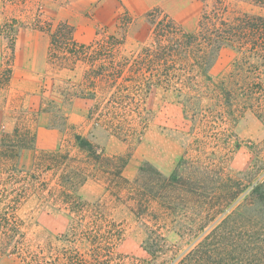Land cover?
I'll return each mask as SVG.
<instances>
[{"label":"rangeland","instance_id":"1","mask_svg":"<svg viewBox=\"0 0 264 264\" xmlns=\"http://www.w3.org/2000/svg\"><path fill=\"white\" fill-rule=\"evenodd\" d=\"M231 4L236 10L262 11V7L248 1L233 0ZM203 8L201 0H0V26L5 22L14 24L16 37L12 52L10 42L0 34V67L12 69L9 87L0 90V141H17L20 145L23 139L28 143L11 154L0 153V209L15 215L19 227L12 233L20 232L13 237L0 234V264H69L67 257L74 249L87 261L102 264L85 239L76 247L67 246L66 235L79 221L78 212L73 211L76 206L72 208L67 202V191L84 202H99V211L121 225L122 236L112 247L110 264L122 260L131 264L144 258L147 228L129 210L128 202L106 190L112 175L100 171L77 147L76 134L103 148L106 155L126 156L122 175L130 180L146 161L169 174L183 156H201L225 174L242 177L250 164L264 157V123L249 112L233 120L216 84L219 80L230 81L236 51L221 49L208 76L194 71L190 75L176 73L175 89L165 88L163 72L144 69L148 83L136 97L140 115L138 110L129 114L141 134L124 139L87 119L85 102L67 99L66 92L81 81L86 66L79 62L67 68L48 59L49 36L34 28L41 21L55 24L68 19L80 41L90 43L114 36L119 42L115 56L134 59L154 44L149 13L167 16L180 29L191 32ZM2 29L6 27L0 28V33ZM260 64L264 80V60ZM57 148L69 151L75 157L71 163L82 165L89 173L75 189L63 181L61 170H39L35 165L41 150ZM163 231L170 243L177 241L174 233ZM14 239H18L17 245Z\"/></svg>","mask_w":264,"mask_h":264},{"label":"trees","instance_id":"2","mask_svg":"<svg viewBox=\"0 0 264 264\" xmlns=\"http://www.w3.org/2000/svg\"><path fill=\"white\" fill-rule=\"evenodd\" d=\"M201 1L204 8L191 32L183 31L167 16L149 13L154 44L134 59L115 56L119 42L114 36L90 43L80 41L69 20L55 24L41 21L34 28L49 36L48 59L67 68L79 62L86 66L81 81L66 92L67 99L85 102L87 119L124 139L141 134L129 114L138 110L140 115L136 97L148 83L144 69L163 72L161 81L165 88L175 89L176 73L181 76L194 71L207 75L214 57L224 48L237 53L230 81L216 83L229 116L238 120L249 112L264 123V80L259 71L260 60H264V0H243L262 7L259 13L236 10L231 6L233 0ZM2 27L6 29L0 34L10 42L13 52L14 24L5 22ZM11 77L10 66L0 67V90L9 87ZM99 99L103 102L98 103ZM88 102H92L89 107ZM133 103L136 105L132 108ZM75 140L100 171L112 175L111 186L106 190L116 199L128 202L129 210L147 228L142 246L144 258L131 264H264V157L250 164L242 177L225 174L201 156H183L169 174L146 161L130 180L122 175L126 156L106 155L103 148L79 134ZM26 144L23 139L20 145L2 140L0 153L11 154L18 147L26 148ZM73 159L69 151L61 148L41 150L35 165L39 170H61L63 181L75 189L89 173L82 165L72 164ZM65 195L79 215V221L66 235L67 246L76 247L85 239L96 252L95 258L110 264L112 247L122 236L121 225L99 211V202H84L68 191ZM18 227L15 215L0 209V234L19 235V231L12 233ZM163 229L174 233L177 241L170 243ZM14 240L17 245L18 239ZM67 258L69 264H93L76 249ZM118 264H124L123 260Z\"/></svg>","mask_w":264,"mask_h":264},{"label":"crops","instance_id":"3","mask_svg":"<svg viewBox=\"0 0 264 264\" xmlns=\"http://www.w3.org/2000/svg\"><path fill=\"white\" fill-rule=\"evenodd\" d=\"M60 20H62V19H60ZM64 20V19H63ZM65 20H68V19H65Z\"/></svg>","mask_w":264,"mask_h":264}]
</instances>
